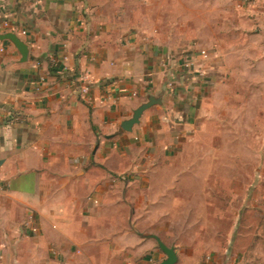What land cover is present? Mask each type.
<instances>
[{"label":"crops","instance_id":"0c3cea01","mask_svg":"<svg viewBox=\"0 0 264 264\" xmlns=\"http://www.w3.org/2000/svg\"><path fill=\"white\" fill-rule=\"evenodd\" d=\"M127 7L126 0H0V33L14 32L29 50L22 63L11 43L0 42L4 264H96L91 249H143L132 243L133 221L158 217L157 205L147 204L163 202L145 189L173 171L163 160L185 147L222 86L230 72L222 61L251 58L250 37H264V0H240L226 33L234 39L207 50L196 80L177 68L198 54L178 57L147 29L154 23L133 20ZM168 82L173 92L163 107L146 111L132 133L122 131L145 95Z\"/></svg>","mask_w":264,"mask_h":264},{"label":"rangeland","instance_id":"374dc122","mask_svg":"<svg viewBox=\"0 0 264 264\" xmlns=\"http://www.w3.org/2000/svg\"><path fill=\"white\" fill-rule=\"evenodd\" d=\"M239 1L126 3L133 20L147 17L155 24L147 29L184 57L234 39L226 33L239 16ZM249 40L251 58L222 61L230 70L219 80L222 86L206 101L185 147L163 160L173 171H163L145 189L152 198L163 195V202L147 204L157 205L158 217L133 221L132 243L143 249L114 255L91 249L87 255L96 264H159L166 256L151 235L175 250L176 264H264V37ZM236 69L243 70L232 73ZM163 178L167 185L158 187Z\"/></svg>","mask_w":264,"mask_h":264},{"label":"water","instance_id":"95a60500","mask_svg":"<svg viewBox=\"0 0 264 264\" xmlns=\"http://www.w3.org/2000/svg\"><path fill=\"white\" fill-rule=\"evenodd\" d=\"M3 41H7L13 45L21 57L22 63L27 60L29 53L28 46L14 32L0 33V42ZM165 95L166 86L161 87L154 93H147L144 97L145 100L132 111L131 116L120 123L121 130L126 133H132L134 127L140 125L141 119L146 111L157 106L163 107ZM150 238L156 241L159 250L166 256L159 264H176L177 255L175 250L171 247H167L157 236L151 235Z\"/></svg>","mask_w":264,"mask_h":264},{"label":"built area","instance_id":"2783aa9c","mask_svg":"<svg viewBox=\"0 0 264 264\" xmlns=\"http://www.w3.org/2000/svg\"><path fill=\"white\" fill-rule=\"evenodd\" d=\"M25 33L22 32V35ZM4 52V48L0 47V53ZM209 60V53L207 50L203 49L198 52L197 57H193L191 59L185 60L181 65L178 66L177 70L184 73H191V77L193 79H202L204 76V73L202 72V62H206ZM79 80V94L81 96H86L89 93L90 87L89 83H87L88 79L85 76H80L78 78ZM40 82L44 81V78H40ZM166 94L169 92H173V82H168L166 85ZM121 92H125L124 90H121ZM132 97H136V94H131ZM0 264H4L0 259Z\"/></svg>","mask_w":264,"mask_h":264}]
</instances>
